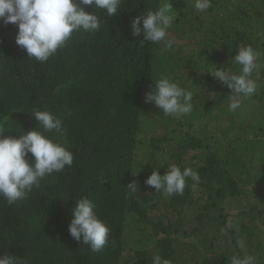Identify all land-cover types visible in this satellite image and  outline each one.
Here are the masks:
<instances>
[{"label": "trees", "instance_id": "16d2710c", "mask_svg": "<svg viewBox=\"0 0 264 264\" xmlns=\"http://www.w3.org/2000/svg\"><path fill=\"white\" fill-rule=\"evenodd\" d=\"M165 2L123 0L98 32H74L44 63L16 45L17 25L0 21V136L39 130L33 112L50 111L65 134L46 135L74 156L25 199L0 198V255L25 264H152L157 254L172 264H231L251 254L264 264V0H212L205 12L195 0H169L172 47L142 45L131 20ZM246 45L260 53L259 86L230 111L232 93L208 72L238 71L233 57ZM161 76L193 93L190 114L166 117L145 103ZM172 164L200 181L165 199L144 181ZM132 181L136 193L126 188ZM82 196L110 229L99 252L68 232Z\"/></svg>", "mask_w": 264, "mask_h": 264}, {"label": "clouds", "instance_id": "9594fccd", "mask_svg": "<svg viewBox=\"0 0 264 264\" xmlns=\"http://www.w3.org/2000/svg\"><path fill=\"white\" fill-rule=\"evenodd\" d=\"M123 0H0V21L15 24L18 32L15 43L26 51L27 57L44 63L63 48L74 32H98L105 16H116ZM81 5L89 6L86 12ZM212 0H195L194 8L205 12L212 7ZM169 0L155 11L148 10L135 16L130 27L132 34L142 35L140 41L163 44L164 50L172 47L174 41L168 36V29L175 19ZM103 16V19H102ZM260 53L251 45L240 47L233 57L238 71L215 67L208 74L215 77L221 85L232 93L228 108L238 109L243 99L255 94L259 75L257 60ZM257 76L254 79L253 73ZM145 103H151L162 110L166 117L180 118L193 111V93L166 76H161L151 90L145 93ZM39 130H29L18 138L0 136V198L11 206L25 199L41 180L53 173H60L71 167L74 156L67 147L46 133L65 134L61 118L50 111H34ZM4 128L0 126V133ZM31 156L33 162H29ZM159 168L153 169L144 183L155 189L165 199L184 194L187 180L199 182L200 176L191 167L183 170L172 164L161 175ZM195 186V185H194ZM127 189L137 192L135 181ZM71 221L68 225L70 236L89 246L92 252H99L109 243L110 229L97 215L96 204L88 197L76 199L72 205ZM0 264H25L15 255H0ZM152 264H172L171 260L154 255ZM231 264H257L255 255L231 257Z\"/></svg>", "mask_w": 264, "mask_h": 264}]
</instances>
